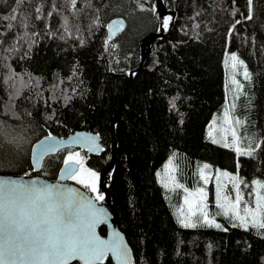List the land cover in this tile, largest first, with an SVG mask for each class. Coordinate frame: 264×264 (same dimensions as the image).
I'll list each match as a JSON object with an SVG mask.
<instances>
[{
  "label": "trees",
  "instance_id": "trees-1",
  "mask_svg": "<svg viewBox=\"0 0 264 264\" xmlns=\"http://www.w3.org/2000/svg\"><path fill=\"white\" fill-rule=\"evenodd\" d=\"M121 16L126 27L110 37ZM227 50L249 71L233 146L206 135L227 98ZM76 129L101 135L104 150L86 165H111L105 197L134 264H264V229L222 216L219 228L185 227L157 176L172 157L179 181H197L198 160L237 170L242 186L264 177V0H0V173L57 178L85 150L47 155L36 172L32 146Z\"/></svg>",
  "mask_w": 264,
  "mask_h": 264
},
{
  "label": "snow or ice",
  "instance_id": "snow-or-ice-1",
  "mask_svg": "<svg viewBox=\"0 0 264 264\" xmlns=\"http://www.w3.org/2000/svg\"><path fill=\"white\" fill-rule=\"evenodd\" d=\"M8 19L15 20L16 17L13 15ZM170 20V17L166 18L165 28ZM231 59L236 61L237 57L233 55ZM244 76L248 78L246 71ZM70 162L79 165L80 171H83L82 160H74L70 155L64 163L67 166ZM89 174L93 182L85 187L97 192L94 182L97 174L91 171ZM67 177L78 179L76 170L70 168ZM200 191L202 193L203 189ZM96 198L104 199L102 195ZM62 199V193L54 196L48 188L36 189L25 186L12 187L8 190L0 188V233L7 236V249L0 251V264H5L6 254L21 261H41L42 264H69L74 259H79L83 264H100L111 252L117 258L127 261L128 252L125 248L96 238L93 231L97 222L95 219L85 224L78 216L74 217L71 211L61 212V208L70 209L73 203L72 201L61 203ZM262 201L264 195L258 194L256 206L251 209L245 207V216L239 217L241 197L237 193L235 199L237 210L233 212V216L239 217L242 224H246L250 216L253 226L264 229ZM88 207L91 208V205ZM204 219L206 223H212L208 221L206 213ZM184 226L195 225L184 224ZM215 226L220 227L219 224Z\"/></svg>",
  "mask_w": 264,
  "mask_h": 264
},
{
  "label": "rangeland",
  "instance_id": "rangeland-1",
  "mask_svg": "<svg viewBox=\"0 0 264 264\" xmlns=\"http://www.w3.org/2000/svg\"><path fill=\"white\" fill-rule=\"evenodd\" d=\"M168 17L169 15L167 14H160L162 23H165ZM233 55L237 57L236 61L231 59ZM241 61L243 62L242 64L240 63ZM233 64H235V67H233ZM224 65L226 70V102L214 112L207 126L206 135L213 142L223 146H233L241 139L239 129L241 121L237 104L246 80L244 73L246 71L249 77V71L236 50L226 51ZM236 147L239 149L238 145ZM70 155L74 157V160H82L83 162V171L81 172L78 169V179L74 180L79 184H84V186L89 185L93 182L89 172H95L97 177L94 182L97 192H91L96 197L98 195H104L105 197L98 185L99 173L89 169L86 165V155H83L78 150L71 152L68 156ZM198 165V171H196L197 181L195 180V182L189 179L175 180L176 166L172 157L166 160L162 168L158 169V180L165 187L169 203H171L179 222L183 225L206 223L204 219V214L206 213L208 221L212 222L208 224L224 226L221 219H218L217 216L242 224L239 217L245 216L244 208H254L258 194L264 195V177L256 176L253 178L252 183L246 181L244 186H242V179L239 177L237 170L224 168L205 160H198ZM201 189H203L202 193ZM237 193L241 197V202L239 205V217H234L233 212L237 210L235 205ZM248 224H252L250 216L248 217V222L242 225Z\"/></svg>",
  "mask_w": 264,
  "mask_h": 264
},
{
  "label": "water",
  "instance_id": "water-1",
  "mask_svg": "<svg viewBox=\"0 0 264 264\" xmlns=\"http://www.w3.org/2000/svg\"><path fill=\"white\" fill-rule=\"evenodd\" d=\"M157 6H160V2H157ZM161 9L158 8L157 16L160 18ZM175 15V13H173ZM126 27V19L124 17H115L111 19L107 24V31L110 37H114L119 34ZM156 34H161L158 32ZM153 35V39L156 37ZM147 44V48L143 54L142 62L148 54L150 48V36H146L143 40ZM142 65V64H141ZM118 108L117 112L120 110ZM117 112L114 115L111 128L117 116ZM113 133V132H112ZM43 142V146H42ZM116 146V140H115ZM67 147H76L85 149L87 155H98L104 150L101 135L94 130L90 129H76L65 136H59L57 134H47L37 140L31 150V161L34 171H39L42 167L43 160L47 155L54 154L61 149ZM45 149H48L47 151ZM75 169L76 172L79 169V165L74 162H70L69 165L63 163L58 177L49 178L39 174H7L0 173V188L8 190L12 187H32L36 189L48 188L55 196L57 193L63 194L61 203L72 201L70 209L61 208V212L71 211L74 217H77L85 224L88 221L95 219V227L93 229L97 239L109 244H118L122 248H125L128 252L127 261L121 260L113 255L111 252L104 258L100 264L105 263L109 258L113 260V264H134L135 254L132 245L130 244L125 232L118 226L116 217L110 205L100 203L88 189L72 179L67 177V171L69 169ZM91 205V208L88 207ZM95 214V215H93ZM106 227V233L101 232V227ZM7 249V236L0 233V251H6ZM79 259H74L69 262L72 264ZM5 264H42L41 261H21L19 258L4 256ZM82 264L83 262L80 261Z\"/></svg>",
  "mask_w": 264,
  "mask_h": 264
},
{
  "label": "flooded vegetation",
  "instance_id": "flooded-vegetation-1",
  "mask_svg": "<svg viewBox=\"0 0 264 264\" xmlns=\"http://www.w3.org/2000/svg\"><path fill=\"white\" fill-rule=\"evenodd\" d=\"M85 150V149H84ZM85 155H86V157H87V159L85 160V162L86 163H88L87 161H88V158H90L91 157V155H87L86 154V150H85ZM89 167V166H88ZM89 169H92L91 167H89ZM93 170V169H92ZM111 170V165L110 166H107V167H105V170L103 171V170H101L100 171V173H99V188H100V190L102 191V193L103 194H106L107 195V188H106V186H105V184H104V181H105V176L109 173V171ZM73 181H75L74 179H72ZM77 182V181H76ZM84 186V185H83ZM86 189H87V187H85ZM91 193V192H90ZM95 198H96V196L93 194V193H91ZM103 197H104V195H102ZM106 198V199H105ZM97 199V198H96ZM98 200V199H97ZM103 200H106L105 202H107V203H104V204H106V205H109V203H108V198L107 197H104V199ZM99 202L100 201H102V200H98ZM101 203V202H100Z\"/></svg>",
  "mask_w": 264,
  "mask_h": 264
},
{
  "label": "bare ground",
  "instance_id": "bare-ground-1",
  "mask_svg": "<svg viewBox=\"0 0 264 264\" xmlns=\"http://www.w3.org/2000/svg\"><path fill=\"white\" fill-rule=\"evenodd\" d=\"M175 13V12H174ZM122 17V16H121ZM118 224V223H117Z\"/></svg>",
  "mask_w": 264,
  "mask_h": 264
}]
</instances>
